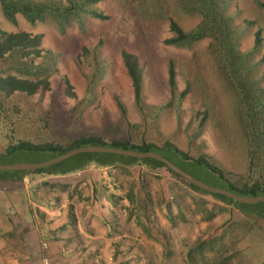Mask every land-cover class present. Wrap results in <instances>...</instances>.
<instances>
[{"label":"rangeland","instance_id":"obj_1","mask_svg":"<svg viewBox=\"0 0 264 264\" xmlns=\"http://www.w3.org/2000/svg\"><path fill=\"white\" fill-rule=\"evenodd\" d=\"M50 1L64 6L69 4L68 0ZM186 1L100 0L90 3V7L101 12L105 19L80 12L78 18L58 19L57 15L47 14L42 20L32 22L19 12L15 14V21L9 20L0 4L1 30L43 35L38 47L23 54L33 67L44 62L43 71L34 70L23 75L21 70H16L13 65L23 51L6 53L0 63L1 76H27L47 79L49 83V89L43 93L13 92L6 97L0 94V101H4L11 119H15L13 126L18 133L34 136L32 132L36 130L43 139H64L63 135L69 133L66 127L80 120L81 133H103L108 138L121 135L134 142L144 139L158 144L169 139L192 156L203 153L229 172L247 174L249 149L240 103L218 50L222 46L226 52L230 39L206 35L194 41L165 42L174 35L170 29L171 18L185 31H192L203 22L204 15L189 8ZM226 1L222 12L229 17L234 32L232 42L237 51L247 54L253 45L255 29L261 28L262 47L248 60L252 66L246 75L254 86L264 88V61H261L264 56V7L256 0ZM247 22L253 24L248 26ZM97 42L99 45L95 47ZM124 50L135 54L143 67L142 102L147 106L148 115H143L135 104L131 80L121 59ZM21 58L24 60L23 56ZM170 60L175 71L173 94L168 85ZM101 71L103 74L94 87L93 100L82 108L80 116L70 113L87 95L88 80L95 82V77L91 76ZM114 96L124 105L123 123ZM152 110L156 113L150 116ZM2 111L0 109V150L7 141L10 125L2 120ZM40 117L43 118L41 121L38 120ZM262 117L264 119V107ZM106 120L109 126L105 125ZM200 121L201 131L198 130ZM126 123L129 124L126 126ZM114 124H120L123 130L117 132L118 129L111 127ZM15 162L30 161L14 154L1 164ZM187 170L214 184L213 179L199 169ZM109 171L111 178L108 183H102L101 188L109 189L112 198L118 201L113 232L115 237L123 236L129 240L126 244L132 246V253L144 255L136 260L137 263L264 264V218L195 191L165 169L116 164ZM27 178L26 194L34 192L38 195L34 189H42L43 195L49 191V186L58 188L59 185L51 183L44 175ZM74 178L82 177L76 174ZM24 183L21 181L16 186ZM16 186L11 188L28 204L30 198ZM82 189L85 192L84 186ZM5 190L8 189L0 184L2 196ZM11 197L15 199L13 195ZM95 198H98L97 194ZM210 213L211 217H208ZM147 215L151 223L147 221ZM157 233L165 235L168 249ZM219 236L221 239L211 246L196 248L199 240ZM192 247L195 248L191 260L188 250ZM222 257L227 260L223 261Z\"/></svg>","mask_w":264,"mask_h":264},{"label":"trees","instance_id":"obj_2","mask_svg":"<svg viewBox=\"0 0 264 264\" xmlns=\"http://www.w3.org/2000/svg\"><path fill=\"white\" fill-rule=\"evenodd\" d=\"M68 1L69 4L66 6L62 5L60 2H52L50 0L47 2L38 0H0V4L5 16L11 21H15V14L18 12L23 14L25 18L31 22L42 20L47 14L57 15L58 19H67L68 17L71 18L73 16L78 18L80 12L82 14L90 13L94 17L102 19L106 18L101 12L90 7V3H95L100 0ZM226 2V0H187L186 5L189 8L199 10L204 15L203 22L199 24L196 29L185 31L174 19L171 18L170 29L174 32V35L165 39V42L180 43L194 41L206 35H221L223 40H227V38L230 39L228 42L229 49L225 47L226 52L222 46H219L218 50L223 58L226 74L234 85L235 93L240 103L239 108L244 122V132L248 141L249 149L247 174L243 175L229 172L203 153L192 156L187 151L179 148L169 139H164L158 144L144 139L140 142H134L131 138H121V135H112L108 138L103 133H81V129H79L81 125L80 120H76L71 127H66L69 130V133L63 135L64 139H43L42 136L40 137L37 135L38 133L36 130L32 132L34 136L21 135L18 133L17 128L13 126L15 119H11V112L5 108L3 100V102L0 101V109H3L1 112V118L6 124L10 125H8L9 128L6 134L7 141L3 146V150H0V163L14 154H20L23 158H28L30 162H39L65 153L73 148L88 145L112 146L142 152L151 150L162 154L187 172H189L187 169H199L213 179L214 184L210 185L231 190L242 196L264 195V119L262 117L264 107V88L254 86L250 81V77L246 75V72L252 66V63L248 60H250V58L256 53L260 52L263 36L261 28L257 27L254 31L253 45L250 51L247 54H241L237 51L234 42H232L234 39V32L228 21L229 17L222 12V9L224 8L223 5L226 4ZM256 2L260 7H264V2L259 0H256ZM246 24L249 26L253 24V22H247ZM42 37L43 35L41 33L31 34L26 31L7 32L0 29V63L4 59L6 53H20L23 51L21 54H18V56H20L19 58L16 57L18 60L13 67H15L16 70H21V74L23 75L25 73H33L34 70L43 71L44 69L42 67L44 62L42 65L33 67L31 66L29 59H26V56L23 55L32 48L38 47ZM98 45L99 43L97 42L95 47H98ZM11 56L12 54L9 57ZM21 56L24 57V60ZM121 59L131 80L135 104L139 107L143 115L144 113L148 115L145 110L147 106L142 102L143 67L139 65L138 58L135 54L125 50L121 53ZM262 60L264 61V56H262L261 61ZM102 74L103 71L100 73L95 72L94 75L91 76V78L95 77V82L92 79L88 80L90 85L87 89V95L73 106L70 113L75 112L80 116L83 110L82 108L88 102L93 100L94 87L96 86L98 78H100ZM168 85L171 94H173L175 88V71L172 60H170L168 64ZM47 89H49L47 79H32L27 76L22 77L11 74H7L6 76L0 75V94H3L5 97L13 92L31 95L37 91L43 93L44 90ZM5 97H2V99ZM114 97L121 112V123H123L125 120L124 105L118 98H116V96ZM152 111L149 113L150 116L155 112ZM42 119V117L38 118L40 121ZM128 124L129 123H126V126ZM105 125L109 126L110 123L106 120ZM201 125L202 121H200L199 131H201ZM133 126L137 125L133 124ZM111 127L118 129L117 132L123 130V128H120V124H114ZM39 130L40 129L38 128V131ZM116 164L144 165L149 169H165L180 180L184 181L195 191L207 194L221 202L233 204L239 210L250 215L264 218V203L244 204L227 196L202 190L171 171L164 163L153 158L140 159L114 153L84 152L74 155L57 164L32 169L28 173L25 170H0V184L5 189H9L14 185L16 186L19 184L27 176L70 175L80 170L87 169L91 165L96 167H106L115 166ZM25 198L26 197H24V199ZM143 204L146 203L143 202ZM147 213L149 212L147 211ZM211 214L212 213H210L208 217H211ZM146 217L147 221L151 223L148 215ZM157 235L160 237L159 239L163 246L168 249V242L165 240V235L160 233H157ZM220 239L221 236L213 238L212 240H199L196 248L202 249L204 246H211L214 241ZM193 248L195 247L188 250V257L191 260L193 257ZM223 258L224 257H222L223 261L227 260L226 258Z\"/></svg>","mask_w":264,"mask_h":264},{"label":"crops","instance_id":"obj_3","mask_svg":"<svg viewBox=\"0 0 264 264\" xmlns=\"http://www.w3.org/2000/svg\"><path fill=\"white\" fill-rule=\"evenodd\" d=\"M111 167L91 165L75 174L45 176L59 185L50 184L43 195L34 188L38 195L26 194L27 176L17 188L30 198L28 204L12 188L0 194V264H42L43 255L56 264H141L136 260L144 255L132 253L128 239L113 232L118 201L101 188L111 178Z\"/></svg>","mask_w":264,"mask_h":264},{"label":"water","instance_id":"obj_4","mask_svg":"<svg viewBox=\"0 0 264 264\" xmlns=\"http://www.w3.org/2000/svg\"><path fill=\"white\" fill-rule=\"evenodd\" d=\"M84 152L114 153V154L124 155L133 158H140V159L153 158L164 163L171 171L175 172L176 174L187 180L189 183L195 185L196 187L202 190H205L210 193H218L244 204H257L259 202L264 203V195L242 196L231 190L219 186L210 185L200 180L199 178L195 177L194 175L190 174L180 166L176 165L174 162L170 161L162 154L151 150L142 152V151L129 150L124 148L103 146V145L79 146L65 153L56 155L52 158L39 162H15L10 164L0 163V170H25L28 173L32 169L43 168L49 165L57 164L64 160L69 159L74 155Z\"/></svg>","mask_w":264,"mask_h":264},{"label":"built area","instance_id":"obj_5","mask_svg":"<svg viewBox=\"0 0 264 264\" xmlns=\"http://www.w3.org/2000/svg\"><path fill=\"white\" fill-rule=\"evenodd\" d=\"M43 247H45V248L47 247V244L45 242L43 243ZM41 263L42 264H56V263L52 262L51 259L46 255L42 256Z\"/></svg>","mask_w":264,"mask_h":264}]
</instances>
